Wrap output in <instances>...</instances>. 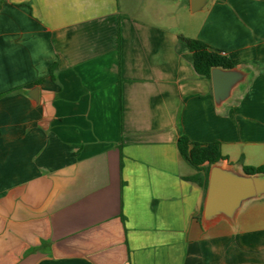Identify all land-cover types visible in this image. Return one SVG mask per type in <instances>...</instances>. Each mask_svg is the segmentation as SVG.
Wrapping results in <instances>:
<instances>
[{
  "label": "crops",
  "instance_id": "0c3cea01",
  "mask_svg": "<svg viewBox=\"0 0 264 264\" xmlns=\"http://www.w3.org/2000/svg\"><path fill=\"white\" fill-rule=\"evenodd\" d=\"M180 35L247 73L222 106ZM181 136L264 165V0H0V264H264V196L198 221Z\"/></svg>",
  "mask_w": 264,
  "mask_h": 264
},
{
  "label": "water",
  "instance_id": "95a60500",
  "mask_svg": "<svg viewBox=\"0 0 264 264\" xmlns=\"http://www.w3.org/2000/svg\"><path fill=\"white\" fill-rule=\"evenodd\" d=\"M203 0H191V10ZM247 80V73L238 67L212 68L210 81L216 107L222 106L234 91ZM264 196V175H248L230 166L211 165L201 212V221L209 224L218 219L233 223L241 206Z\"/></svg>",
  "mask_w": 264,
  "mask_h": 264
},
{
  "label": "trees",
  "instance_id": "16d2710c",
  "mask_svg": "<svg viewBox=\"0 0 264 264\" xmlns=\"http://www.w3.org/2000/svg\"><path fill=\"white\" fill-rule=\"evenodd\" d=\"M178 39L191 52L194 70L203 78L210 80L212 68L231 69L235 67L234 62L229 57L221 54L217 50L209 48L201 41L189 39L181 35ZM178 150L182 159H184L190 167L196 171L204 172L205 178L200 185L202 186L205 196L210 166L225 159L221 154L220 145L216 142L200 144L190 141L185 136H181L178 139ZM242 172L248 175H264V165L258 167L243 166ZM186 179L195 180L194 177ZM201 212L202 209L197 216L198 221L201 220Z\"/></svg>",
  "mask_w": 264,
  "mask_h": 264
}]
</instances>
